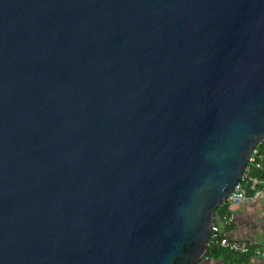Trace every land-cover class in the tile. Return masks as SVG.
Masks as SVG:
<instances>
[{"label":"water","instance_id":"obj_1","mask_svg":"<svg viewBox=\"0 0 264 264\" xmlns=\"http://www.w3.org/2000/svg\"><path fill=\"white\" fill-rule=\"evenodd\" d=\"M264 141V0H0V264H199Z\"/></svg>","mask_w":264,"mask_h":264},{"label":"crops","instance_id":"obj_2","mask_svg":"<svg viewBox=\"0 0 264 264\" xmlns=\"http://www.w3.org/2000/svg\"><path fill=\"white\" fill-rule=\"evenodd\" d=\"M264 156V148H263ZM246 202L231 206L234 221L231 225L222 224L223 232L232 240L247 242L251 247H264V189L247 186ZM252 256L235 255L221 251L215 258H205L199 264H264V260Z\"/></svg>","mask_w":264,"mask_h":264},{"label":"built area","instance_id":"obj_3","mask_svg":"<svg viewBox=\"0 0 264 264\" xmlns=\"http://www.w3.org/2000/svg\"><path fill=\"white\" fill-rule=\"evenodd\" d=\"M247 186L264 189V156L258 146L253 150L241 180L235 185L226 199L230 206L246 202ZM233 221L234 217L232 214L223 216L219 223L214 221L211 228L209 246L219 247L243 255L254 254L256 257L264 260V247L255 248L254 252H252V247L247 242L232 240L223 232L222 224L229 226Z\"/></svg>","mask_w":264,"mask_h":264},{"label":"trees","instance_id":"obj_4","mask_svg":"<svg viewBox=\"0 0 264 264\" xmlns=\"http://www.w3.org/2000/svg\"><path fill=\"white\" fill-rule=\"evenodd\" d=\"M260 148L261 152L263 151L264 148V141L258 145ZM231 214V206L225 200L216 210H215V222L219 223L220 219L225 216ZM225 249L219 248V247H214V246H209L208 251L206 253L205 258H215L221 255V251H224ZM255 247L252 246V252H254ZM228 251V250H225ZM230 252V251H229ZM233 253V252H231ZM235 255H243V254H238V253H233ZM244 256H252L251 254H245ZM204 258V259H205Z\"/></svg>","mask_w":264,"mask_h":264}]
</instances>
